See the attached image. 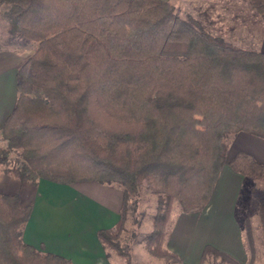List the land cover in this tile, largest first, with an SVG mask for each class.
<instances>
[{
	"label": "trees",
	"instance_id": "trees-1",
	"mask_svg": "<svg viewBox=\"0 0 264 264\" xmlns=\"http://www.w3.org/2000/svg\"><path fill=\"white\" fill-rule=\"evenodd\" d=\"M250 3L264 17V0ZM0 39L32 48L0 130V174L32 185L119 184L120 217L97 235L125 264L131 254L116 240L145 188L156 196L146 248L180 262L163 244L173 208L207 204L238 132L264 139V51L213 35L167 0H0ZM228 165L264 182L250 153ZM31 210L0 191V264H75L24 241ZM208 250L239 264L210 245L202 259Z\"/></svg>",
	"mask_w": 264,
	"mask_h": 264
},
{
	"label": "crops",
	"instance_id": "crops-1",
	"mask_svg": "<svg viewBox=\"0 0 264 264\" xmlns=\"http://www.w3.org/2000/svg\"><path fill=\"white\" fill-rule=\"evenodd\" d=\"M31 52L0 49V130L15 104L17 67ZM239 151L250 153L264 164V139L238 132L202 211H180L176 216L166 245L179 257L178 264H200L207 244L230 254L240 264L252 260L254 241L246 239L249 210H253L254 204L264 206V198L256 191L255 180L228 165ZM0 191L18 193L23 205H32L23 231L26 243L63 255L75 264H121L119 258L108 254L97 235L99 229L113 228L120 217L123 189L119 184L96 181L59 184L39 179L37 185H32L1 173ZM251 220L264 232V210ZM256 244L264 245V237L262 241L256 240ZM259 255L264 260L262 251Z\"/></svg>",
	"mask_w": 264,
	"mask_h": 264
},
{
	"label": "rangeland",
	"instance_id": "rangeland-1",
	"mask_svg": "<svg viewBox=\"0 0 264 264\" xmlns=\"http://www.w3.org/2000/svg\"><path fill=\"white\" fill-rule=\"evenodd\" d=\"M167 1L172 3L181 14L189 13L193 17L198 19L201 22V24L213 35L223 37L229 43L240 48L264 51V17H262V15L255 10V8L250 3V0H167ZM0 48L10 49V48H5L1 44V39H0ZM31 50L32 48L24 49V51L26 52H30ZM4 144L5 143L1 139V135H0V146ZM16 154H17L16 152H12L10 156L14 158ZM255 181L257 182L256 191L258 192L259 195H262V197L264 198V182L257 180ZM83 182H79V183H83ZM79 183H75V184H79ZM155 207H156V196L150 193L147 189L141 188L139 193L133 196L131 205L127 209L126 217L123 223V228L116 241L121 247L129 250L131 254V264H178L179 263V262H171L170 259L166 257L154 256L150 254L146 248L144 238L152 229V215L155 212ZM239 207L242 208L241 204L239 205ZM252 208H253L252 211L249 210L250 219L248 220L247 223L248 227L246 229L247 230L246 234H250V237L253 238L254 243L253 245H251L252 260H250L247 264H264V260L263 259L260 260L261 255H259V252L261 251L262 253H264L263 251L264 245L263 244L259 246L257 244L255 245L256 240L259 239L261 241L263 240L264 232L261 229L257 228V223L255 220L254 221L251 220L252 216L259 214V212L261 213V211L264 210V206L262 204L260 205L254 204ZM202 209L197 212L202 211ZM180 211H182L181 208L179 206H175L172 210L170 221L166 225V232H165V238L163 244L168 250L169 248L166 245L167 237L176 219V216ZM258 247L262 249L260 250L258 249ZM105 248L108 251V254L114 256V258H119V262L121 264H125L124 258L120 254H118L114 249L108 246H106ZM257 258L259 260H255ZM262 258H264V255L262 256ZM200 264H229V263L224 261L220 256H217V254H215V252H213L212 250H208L204 255L203 259L201 257Z\"/></svg>",
	"mask_w": 264,
	"mask_h": 264
}]
</instances>
